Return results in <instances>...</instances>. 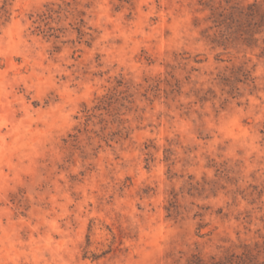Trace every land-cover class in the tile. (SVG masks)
<instances>
[{"label": "rangeland", "instance_id": "obj_1", "mask_svg": "<svg viewBox=\"0 0 264 264\" xmlns=\"http://www.w3.org/2000/svg\"><path fill=\"white\" fill-rule=\"evenodd\" d=\"M254 2L0 0V264H264Z\"/></svg>", "mask_w": 264, "mask_h": 264}, {"label": "trees", "instance_id": "obj_2", "mask_svg": "<svg viewBox=\"0 0 264 264\" xmlns=\"http://www.w3.org/2000/svg\"><path fill=\"white\" fill-rule=\"evenodd\" d=\"M220 16L223 17V13ZM233 20L238 24L240 28H242L240 29L241 36H243V40L247 45L251 44V41L254 39V35L264 34V12L261 11L260 7L255 2L253 4H250L246 8V12L243 9L238 10L231 7V11L226 13L225 17L221 19L220 23L221 25H224L227 29H229V23H234ZM262 55L264 56V48L262 49ZM242 256L243 257H239L240 261L251 262L252 257L249 253L243 254ZM212 259H214V257H212ZM198 262L199 264H204L200 259L198 260ZM212 264H224V262L218 261Z\"/></svg>", "mask_w": 264, "mask_h": 264}]
</instances>
